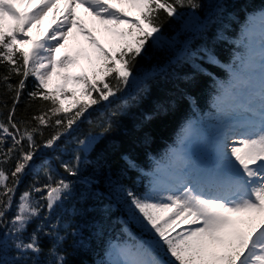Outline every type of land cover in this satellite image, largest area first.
<instances>
[{
    "label": "snow or ice",
    "instance_id": "snow-or-ice-1",
    "mask_svg": "<svg viewBox=\"0 0 264 264\" xmlns=\"http://www.w3.org/2000/svg\"><path fill=\"white\" fill-rule=\"evenodd\" d=\"M129 3L139 9L134 20L126 13L122 17V9L112 0H0V64L8 66L7 75L0 76V82L14 94L7 123L0 121V228H8L6 235L11 237L18 253L11 264H29L28 254L42 250L38 234L44 231V223L37 225L27 241L23 234L33 220L41 217L42 209H47L50 218L71 189L69 181L55 178L50 168H44L47 182L39 187L32 185L14 199L21 176L41 147L36 141L37 134L43 137V127L54 128L49 138L43 140L44 147H54L90 108L109 102L125 89L146 43L158 38L161 11L172 17L181 6L199 7L197 0H129ZM77 6L105 26L126 25L109 30L130 39L122 40L110 54L78 19ZM49 12L53 14L52 20L43 35L30 37L29 30L33 27L39 30L40 22ZM73 29L86 36L102 63L93 69L91 78L72 77L82 81L80 94L86 99L77 98L74 91L73 103L66 107L56 90L49 87V81L57 65L74 62L71 56L56 55ZM242 36L249 40L246 52L234 58L228 68V81L219 85L217 113L221 126L215 142V164L211 169L198 170L197 178L191 179L185 172L190 162L182 147L173 148L171 185L164 188L153 185L139 194L123 185L115 186V194L127 205L130 218L149 238L135 243H113L106 253L105 264H264V12L249 19ZM21 44L29 47H19ZM189 58H194V54L187 49L177 56L178 60ZM208 59L215 62L210 53ZM13 75L20 77L17 84L9 83ZM29 76L38 83L28 96L30 100L41 101L39 114L33 116L37 123L31 127L14 120L16 104ZM63 79L67 81L69 77L64 74ZM60 95H66L63 88ZM108 127L102 132L108 131ZM191 133L192 122H188L181 130V146ZM229 136L231 146L227 143ZM6 137L11 138V146L3 150ZM93 140L89 135L78 139L77 144L81 151H86ZM16 152L19 157L9 172L2 165ZM80 159L78 151L72 162L62 163L61 167L74 176ZM13 208L14 214L9 219L8 212ZM51 228L56 229L57 224ZM47 234H54L58 242L64 239L58 232ZM49 253L54 257L50 264H64V256L55 245Z\"/></svg>",
    "mask_w": 264,
    "mask_h": 264
},
{
    "label": "trees",
    "instance_id": "trees-1",
    "mask_svg": "<svg viewBox=\"0 0 264 264\" xmlns=\"http://www.w3.org/2000/svg\"><path fill=\"white\" fill-rule=\"evenodd\" d=\"M197 3L196 9L179 7L172 17L160 12L162 27L158 38L146 43L143 54L137 57L134 74L121 93L90 108L52 148L44 147L43 140L49 138L54 128L43 127V137L37 134L36 141L41 147L21 176L14 199L32 185L39 187L47 182L44 168H50L55 178L69 181L71 189L50 218L47 209H42L41 217L33 220L23 234L27 241L38 224H45L44 231L38 234L42 250L28 254L29 264L54 262L49 253L54 245L64 256V264H105L106 253L113 243L124 244L126 240L135 243L149 238L130 218L127 205L115 194V186L123 185L138 194L151 189L159 164L168 161L186 123L195 121L199 131L206 134L211 131L214 102L221 91L219 85L227 82L229 65L243 49L242 27L248 24L249 14L264 8V0H197ZM192 14L196 26L184 29L186 17ZM185 49L194 58L178 60V54ZM209 53L215 62L209 61ZM101 63L98 59L96 68ZM7 72V64H0V76ZM89 75L92 73L87 75L90 78ZM19 79L13 75L9 83L17 84ZM37 83L33 76L25 82L14 115L18 124L23 121L31 127L37 123L33 116L39 114L41 101L30 100L28 96ZM65 93L73 98L72 92ZM13 95L0 82V121L4 123ZM105 127L108 131L102 132ZM89 135L94 137L92 146L81 151L77 141ZM23 143L26 150L27 141ZM10 146L11 138L6 137L2 148ZM78 151L81 159L77 174L69 175L61 164L72 162ZM18 157L19 152L14 153L2 167L10 172ZM14 211L13 208L8 212L9 219ZM53 224H57L56 229L51 228ZM7 232V227L0 228V264H11L18 256ZM55 232L64 239L58 242L54 234H47Z\"/></svg>",
    "mask_w": 264,
    "mask_h": 264
},
{
    "label": "rangeland",
    "instance_id": "rangeland-1",
    "mask_svg": "<svg viewBox=\"0 0 264 264\" xmlns=\"http://www.w3.org/2000/svg\"><path fill=\"white\" fill-rule=\"evenodd\" d=\"M125 1H128V0H123L122 2H125ZM131 12H132V14H130ZM131 12L127 13V16L130 19H133V17L136 18L139 14V9L133 7ZM122 17H123V15H122ZM98 21H96V22H98ZM185 21L186 22H185V25L183 27H184V29H187V30H188V28L195 27L196 23H197V21L194 20L193 14L187 16ZM116 28L117 29L118 28H126V25H117ZM39 29L43 30L42 27H40ZM32 32H33L32 29L29 30L28 35L33 38ZM40 33L41 32H39L38 34H40ZM19 38L20 37H18V39ZM33 39H35V38H33ZM124 39H130V37L125 36V37L121 38V37L117 36L114 31H112L111 34L107 38H105V39L101 38V39H98V41L111 54L115 49H117L119 47L120 43ZM256 40L258 41V37L256 38ZM248 43H249V41H248ZM19 46L23 47L25 49H27L29 47L28 44H21ZM65 55L73 57L74 62L71 64H68L67 66L57 65L54 70L50 69L53 71V76H52L51 80L49 81V87L55 89L56 93L58 92L57 94L59 95V98L62 100V103L65 106H67V105H69V103L73 102V98H71V96H67V95H60V89L63 88L65 92L70 91V92H72V94L75 91L77 98H83L84 96H81V94H80V89L83 86L82 81H75L72 79V77L80 76V75H88L89 73H92L91 71H93V69L97 67L96 61H98V58H97L98 53L96 52L94 46L91 45L89 53L87 55L86 54H80L78 52L66 53ZM82 59L84 60V63L81 66L80 61ZM78 67H79V69H77L76 71L74 69L73 73L70 74L68 72L69 68H78ZM64 74H66L69 77V79L67 81H65L63 79ZM89 76L91 78V75H89ZM229 138H231V136H229ZM211 142H212V144H210V142H207L209 144L210 150H207L206 148L204 149V145L206 144L205 139L202 138L201 134H199V132H197L196 128L192 124L191 135L188 137L187 140H185V142L183 143L182 146L179 143V147H182V150L185 154V157L190 162L189 167L187 169H185V172L189 175V177L191 179L197 178L198 170L211 169L209 167L206 159H205L206 158L205 152L216 155V150H215L216 143H214L213 139ZM215 142H216V140H215ZM161 168H162V170H160L159 174H157L155 176L156 177L155 185H157L160 188H164V187L172 184V175H173V171H174V165H173L172 159L170 160V165H167V166L165 165V166H162ZM180 227H186V226L181 225ZM179 230L180 229L177 228V231H179Z\"/></svg>",
    "mask_w": 264,
    "mask_h": 264
},
{
    "label": "bare ground",
    "instance_id": "bare-ground-1",
    "mask_svg": "<svg viewBox=\"0 0 264 264\" xmlns=\"http://www.w3.org/2000/svg\"><path fill=\"white\" fill-rule=\"evenodd\" d=\"M123 0H112L113 3H115L118 7L122 9V15L124 13H129L133 9L131 4L128 1L122 2ZM127 2V3H126ZM76 15L80 21L83 22L84 26L92 32V34L98 39H105L107 38L112 31L109 29L116 28L117 25H109L105 26L100 21L95 19L93 16H91L88 12L85 11L83 7H76L75 8ZM59 15V10L56 13ZM132 14V12L130 13ZM52 12H49L47 16L44 17V19L40 22V27L43 28V30H37L35 27L32 28L33 32V38H38L43 35L44 30L47 28L48 24L52 20ZM98 21V22H96ZM41 32L40 34H38ZM64 47L56 54L57 56L65 55L66 53H80V54H88L90 50L91 44L87 41V38L85 35L79 33L77 29H73V31L69 34L66 41L63 42ZM84 63V60L82 59L80 61V64ZM75 71L78 68H69L68 72L71 74L73 73V70ZM233 142V141H230Z\"/></svg>",
    "mask_w": 264,
    "mask_h": 264
}]
</instances>
